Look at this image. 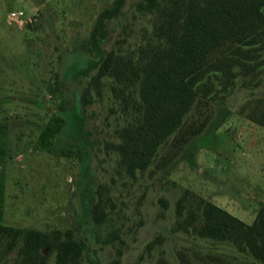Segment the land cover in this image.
Returning a JSON list of instances; mask_svg holds the SVG:
<instances>
[{"label":"rangeland","instance_id":"obj_1","mask_svg":"<svg viewBox=\"0 0 264 264\" xmlns=\"http://www.w3.org/2000/svg\"><path fill=\"white\" fill-rule=\"evenodd\" d=\"M111 2L0 0V223L73 228L86 242L80 264H113L117 247L118 264H182L181 253L193 264H207L212 255L262 264L228 241L174 228L185 189L246 222L264 201V126L238 112L248 88L199 101L183 127L206 120L202 131L173 157L157 156L129 173L109 143L126 122L118 87L107 76L92 84L89 76L74 75L90 57L87 40L98 11ZM136 2L126 0L110 20L106 50L135 52L152 36L154 15ZM86 85L91 100L83 102ZM252 90L263 95L264 79ZM98 189L110 199L111 219L102 226L90 210ZM114 229L118 236L108 241ZM46 264H54V253Z\"/></svg>","mask_w":264,"mask_h":264},{"label":"trees","instance_id":"obj_2","mask_svg":"<svg viewBox=\"0 0 264 264\" xmlns=\"http://www.w3.org/2000/svg\"><path fill=\"white\" fill-rule=\"evenodd\" d=\"M125 3L112 0L98 11L87 40L90 57L74 75L89 76L92 84L110 77L123 96L126 122L115 129L118 140L109 143L126 171L135 174L157 156L177 154L206 124L204 120L184 128L189 111L199 101L226 97L238 85L248 88L238 112L264 126V94L252 90L264 79V0H137L139 11L154 15L152 36L135 52L125 53L120 46L106 50L109 22L122 13ZM90 97L86 85L82 101ZM100 189L90 209L97 226L111 219L105 208L110 199L105 200ZM185 199L194 203L186 207ZM174 228L228 241L264 264V201L246 222L185 189L177 201ZM114 235L116 229L108 241ZM85 250L86 242L73 228L43 231L0 223V264L10 257L12 264H46L49 253H54V264H80ZM115 252L112 263L118 264L122 250L117 247ZM181 256L182 264H193ZM212 258L207 264H251Z\"/></svg>","mask_w":264,"mask_h":264},{"label":"built area","instance_id":"obj_3","mask_svg":"<svg viewBox=\"0 0 264 264\" xmlns=\"http://www.w3.org/2000/svg\"><path fill=\"white\" fill-rule=\"evenodd\" d=\"M21 13H22L21 10H19V11H11V15L10 16L19 15Z\"/></svg>","mask_w":264,"mask_h":264}]
</instances>
